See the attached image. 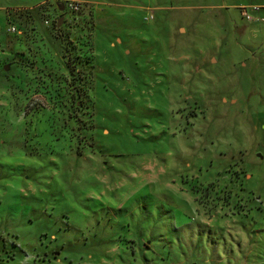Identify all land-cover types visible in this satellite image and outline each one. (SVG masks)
<instances>
[{
	"label": "rangeland",
	"instance_id": "374dc122",
	"mask_svg": "<svg viewBox=\"0 0 264 264\" xmlns=\"http://www.w3.org/2000/svg\"><path fill=\"white\" fill-rule=\"evenodd\" d=\"M8 231L0 264H264V0H0Z\"/></svg>",
	"mask_w": 264,
	"mask_h": 264
},
{
	"label": "trees",
	"instance_id": "16d2710c",
	"mask_svg": "<svg viewBox=\"0 0 264 264\" xmlns=\"http://www.w3.org/2000/svg\"><path fill=\"white\" fill-rule=\"evenodd\" d=\"M72 61H73V59H71ZM67 62H68V65H69V63H70V56H68L67 57ZM68 67V69H69V72L72 74V75H74V72H75V67H72V66H67ZM2 180H5L4 178L2 179ZM18 198L19 200H20V202H22V204L25 206V207H27V208H31L33 205H31L32 204V201H29V200H27V198H29V197H24L23 195H21V193L20 192H16L15 194H13V195H11V196H8L7 198L9 199L8 200V202H11V201H13L14 200V198ZM36 200L37 201H43L44 202V200L43 199H37L36 198ZM31 209H33V208H31ZM42 215H45L44 213L42 214ZM46 217V216H45ZM39 219H40V217L38 216V217H34L33 218V221L32 220H29V223H36V222H38V223H40L41 222V224H42V226H45L46 225V222H48V223H52V222H54V221H49V220H47L48 218L46 217V220H42V219H40V221H39ZM158 224V223H157ZM44 229H45V231L44 232H41L40 234H39V241L38 242H36L39 246H34L36 243H34V244H32L31 243V245H33V246H28L27 244H24V246H26V247H29V249H30V251H35V250H42L41 252L42 253H44L45 255H44V257H49V251H47V248L49 247V246H51L52 244H54V242L56 241V237H54V238H51V237H48V234H49V231H50V227H43ZM7 230H9V229H7ZM6 229H4V232L5 231H7ZM52 235V234H51ZM7 236H9V237H11V238H14L15 239V241L14 242H6L7 244L5 245L3 242V244H2V249H1V251L0 252H3L4 254L3 255H1L0 254V260H2L3 261V257L2 256H4V257H6L7 258V262L8 263H10V262H13L15 259H16V256L18 255V254H22L23 256L22 257H24L25 255V250H23L22 248L21 249H19L18 247H17V244L19 245V243H17L16 241H18L19 239H20V235L19 234H17V235H12L11 233H9V231H8V233H7ZM21 240V239H20ZM54 241V242H53ZM1 242V241H0ZM22 243V242H21ZM56 246H58V245H56ZM6 248H8L9 249V252H8V250L6 251L5 249Z\"/></svg>",
	"mask_w": 264,
	"mask_h": 264
},
{
	"label": "built area",
	"instance_id": "2783aa9c",
	"mask_svg": "<svg viewBox=\"0 0 264 264\" xmlns=\"http://www.w3.org/2000/svg\"><path fill=\"white\" fill-rule=\"evenodd\" d=\"M66 7H67L70 11H72V12H74V10H78V9H77V8H78V4L75 3L74 1L68 2V3L66 4ZM47 23H48V22H47ZM10 31H11V32H14V31H16V29H15L14 27H10Z\"/></svg>",
	"mask_w": 264,
	"mask_h": 264
},
{
	"label": "flooded vegetation",
	"instance_id": "af4514ba",
	"mask_svg": "<svg viewBox=\"0 0 264 264\" xmlns=\"http://www.w3.org/2000/svg\"><path fill=\"white\" fill-rule=\"evenodd\" d=\"M59 11L61 12V13H72V11H70L67 7H66V5H61V6H59Z\"/></svg>",
	"mask_w": 264,
	"mask_h": 264
},
{
	"label": "crops",
	"instance_id": "0c3cea01",
	"mask_svg": "<svg viewBox=\"0 0 264 264\" xmlns=\"http://www.w3.org/2000/svg\"><path fill=\"white\" fill-rule=\"evenodd\" d=\"M251 19V18H250ZM252 20V19H251Z\"/></svg>",
	"mask_w": 264,
	"mask_h": 264
}]
</instances>
